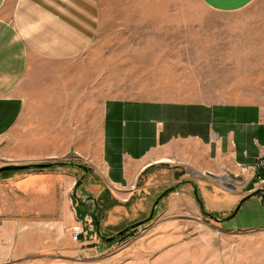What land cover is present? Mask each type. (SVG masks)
Segmentation results:
<instances>
[{"label": "crops", "instance_id": "obj_1", "mask_svg": "<svg viewBox=\"0 0 264 264\" xmlns=\"http://www.w3.org/2000/svg\"><path fill=\"white\" fill-rule=\"evenodd\" d=\"M157 1L0 0V166L87 168L80 182L77 167L2 173L0 202L70 235L80 225L82 249L101 239L93 207L108 237L146 218L180 180L193 214L202 213L191 182L218 219L250 205L264 209V165L257 166L264 159V2L198 0L157 10ZM140 4L145 19L175 21L183 41L211 59V91L183 99L99 96L87 50L109 27L140 19L126 13Z\"/></svg>", "mask_w": 264, "mask_h": 264}, {"label": "rangeland", "instance_id": "obj_2", "mask_svg": "<svg viewBox=\"0 0 264 264\" xmlns=\"http://www.w3.org/2000/svg\"><path fill=\"white\" fill-rule=\"evenodd\" d=\"M184 2L198 0H158L156 9ZM127 9L128 15L140 19L108 26L84 58L92 67L99 96L183 99L211 91V59L183 41V28L175 21L145 19L149 12L143 4ZM184 183L170 185L174 191L161 199L144 227L114 242L99 239L91 249H82L69 230L51 220L13 213L0 202V264H264V227L256 228L264 225V209L250 205L219 223L191 212L183 200ZM74 209L78 212L80 206Z\"/></svg>", "mask_w": 264, "mask_h": 264}, {"label": "water", "instance_id": "obj_3", "mask_svg": "<svg viewBox=\"0 0 264 264\" xmlns=\"http://www.w3.org/2000/svg\"><path fill=\"white\" fill-rule=\"evenodd\" d=\"M77 167V168H82L83 169V175L80 177L79 181H82L86 174H87V168L84 165L81 164H77V163H68V162H63V161H50V162H43V163H27V164H6L3 166H0V174L5 173L7 171H11V170H24V169H46V168H52V167ZM192 187H193V192L196 193L197 189L196 186L193 182H191ZM78 187V185L76 186V188ZM174 186H170L168 188H166L165 190H163L154 200V202L152 203V206L150 208V212L148 214V216L146 218H144L143 220H141L140 222L134 223L130 226H127L125 228H123L122 230L118 231L117 233L105 237L103 235L100 234L99 232V222L97 220V213H96V207H93V217L95 219V224L97 226V231L99 234V237L106 243L112 242L114 239H116L117 236L129 231L130 229L133 228H137L138 226H141L145 223H147L148 221H150L152 219V217L155 215V211L157 208V205L159 203V201L165 197L168 193L173 192L174 191ZM88 200V199H87ZM262 200L264 201V191L262 190ZM238 208L235 209V211L232 213V215H234V213L237 211ZM204 216L209 217L219 223H222L225 219H218L216 216H214L211 213H206L204 214Z\"/></svg>", "mask_w": 264, "mask_h": 264}, {"label": "trees", "instance_id": "obj_4", "mask_svg": "<svg viewBox=\"0 0 264 264\" xmlns=\"http://www.w3.org/2000/svg\"><path fill=\"white\" fill-rule=\"evenodd\" d=\"M68 163H72V162H68ZM61 167H63V166H60V168H61ZM55 168H57V167L46 168V169H55ZM40 170H44V169H38V168H35V169H24V170H19V171H21V172H31V171H40ZM12 171H15V170L7 171V172H12ZM256 193H257V191H255L253 194H256ZM193 195H194V198H195V200H196V202H197V204H198V206H199V208H200L201 213H202L203 215L206 214L207 212H206V210H205V208H204L203 200H202V198L200 197V195H199V193H198V190H197L196 193L193 192ZM244 200H245V199H243L242 201H244ZM242 201H241V202H242ZM133 230H135V228L130 229L129 231H127V232H125V233H123V234L117 236L116 239H114L112 242L117 241V240H119V239H121V238L126 237V236H127L129 233H131Z\"/></svg>", "mask_w": 264, "mask_h": 264}, {"label": "built area", "instance_id": "obj_5", "mask_svg": "<svg viewBox=\"0 0 264 264\" xmlns=\"http://www.w3.org/2000/svg\"><path fill=\"white\" fill-rule=\"evenodd\" d=\"M261 165H264V159L260 160L257 163V166H261ZM82 234H83V228L79 225L73 228L71 236L74 241H79Z\"/></svg>", "mask_w": 264, "mask_h": 264}]
</instances>
